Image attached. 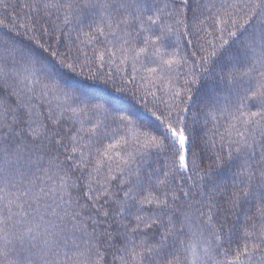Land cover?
<instances>
[{"label": "snow or ice", "instance_id": "1", "mask_svg": "<svg viewBox=\"0 0 264 264\" xmlns=\"http://www.w3.org/2000/svg\"><path fill=\"white\" fill-rule=\"evenodd\" d=\"M0 8V264H264V0Z\"/></svg>", "mask_w": 264, "mask_h": 264}, {"label": "trees", "instance_id": "2", "mask_svg": "<svg viewBox=\"0 0 264 264\" xmlns=\"http://www.w3.org/2000/svg\"><path fill=\"white\" fill-rule=\"evenodd\" d=\"M13 3H15V0H12ZM152 3V0H145L146 5H150ZM15 18V19H13ZM0 20L4 22V24L7 25V27H0V36H5L7 37H14L17 40H26V37H24L23 34V29H20L21 36H16L15 30L13 29V24L14 23H25V12L24 10L17 8L16 12H13L11 8L8 9L7 15L5 14L4 10L0 8ZM9 29H13L12 31H9ZM79 80V78H75ZM90 83V82H88ZM95 87L101 89L102 92L107 93L109 95H114L112 92L111 88H104L102 85H96ZM121 107L122 108H127L132 101L127 98L121 97ZM146 115V114H145ZM226 179H230L229 177H225Z\"/></svg>", "mask_w": 264, "mask_h": 264}]
</instances>
